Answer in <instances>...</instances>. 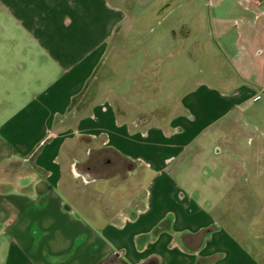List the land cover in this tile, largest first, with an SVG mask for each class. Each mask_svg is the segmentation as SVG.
I'll return each instance as SVG.
<instances>
[{"label": "crops", "instance_id": "crops-1", "mask_svg": "<svg viewBox=\"0 0 264 264\" xmlns=\"http://www.w3.org/2000/svg\"><path fill=\"white\" fill-rule=\"evenodd\" d=\"M208 4L112 89L135 0H0L3 264H264V0Z\"/></svg>", "mask_w": 264, "mask_h": 264}, {"label": "rangeland", "instance_id": "rangeland-1", "mask_svg": "<svg viewBox=\"0 0 264 264\" xmlns=\"http://www.w3.org/2000/svg\"><path fill=\"white\" fill-rule=\"evenodd\" d=\"M167 0H135L136 5H135V10L131 12V16L135 17L140 15V19H136L135 21H130L131 22V29L135 31V33H130L129 32V40H131V45L128 51L129 54H122L120 56V59H116L114 62V70H111L109 72V76H111L114 72V76L112 80H109L107 83V87L112 88V89H118V88H123V86L126 85V79L130 76V72L133 70L131 67L132 63L135 61V59L139 56L140 52V47L139 45L142 44L141 46H144V41H151V45L154 46V44H158V34L165 28L166 24L168 23L166 21V14L168 13L164 9V4ZM189 1V8L191 9V4H199L200 6H204L203 10L205 15H208V19L210 22V14L213 12V6L208 4V0H188ZM157 11V12H156ZM141 13V14H140ZM152 14H155V18L150 21H146L144 18L148 17ZM143 29L147 30V34H143L142 31ZM138 31V34L137 32ZM153 31V32H152ZM176 39L175 41L177 42L170 50H165V52L161 53L160 55L156 56L155 60L151 59L149 60L148 65L152 66V70L156 68L158 70V67L165 65L167 63H172L175 64L177 61H179L180 57H182V54L178 51H183L182 47L184 38L181 36L179 32V36L174 38ZM213 39V38H212ZM116 45H113L109 54L108 61H114L116 58ZM139 49L137 50L136 48ZM155 48V47H154ZM171 53L173 58H170ZM131 67V68H130ZM162 70V69H161ZM113 71V72H112ZM178 71V72H177ZM174 78L168 79L166 76L163 77L161 80L160 88L158 89L161 93L164 91L168 92L169 91V85L172 83H175L176 81L181 79V74L180 71L181 69L177 70ZM107 74H105L103 71L99 70L97 73V76L94 80V86L98 87V84L104 77H106ZM155 82V79H154ZM140 87H143V84L140 85ZM151 88V87H150ZM163 93V94H164ZM162 94L158 95L160 97ZM136 116V114H135ZM153 119V118H152ZM101 182H99L98 186H101ZM2 257V255H1ZM0 264H3V260H0Z\"/></svg>", "mask_w": 264, "mask_h": 264}, {"label": "trees", "instance_id": "trees-1", "mask_svg": "<svg viewBox=\"0 0 264 264\" xmlns=\"http://www.w3.org/2000/svg\"><path fill=\"white\" fill-rule=\"evenodd\" d=\"M118 263V260L116 257H111L109 258L108 260L100 263V264H117Z\"/></svg>", "mask_w": 264, "mask_h": 264}]
</instances>
